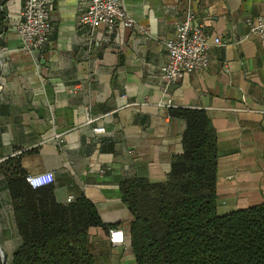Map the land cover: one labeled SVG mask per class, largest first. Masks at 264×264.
Returning a JSON list of instances; mask_svg holds the SVG:
<instances>
[{"label": "crops", "instance_id": "obj_1", "mask_svg": "<svg viewBox=\"0 0 264 264\" xmlns=\"http://www.w3.org/2000/svg\"><path fill=\"white\" fill-rule=\"evenodd\" d=\"M123 6L132 27L107 32L80 26L78 0H55L49 41L28 54L15 29L22 0H0L2 264H12L21 243L7 189L17 170L53 172L57 203L83 195L95 205L106 227L88 231L97 264H134L127 252L133 217L119 185L166 179L185 129V120L169 115L174 108L202 110L211 120L218 213L264 202V42L247 35L248 21L264 17V0H123ZM188 7L211 39L228 43L209 50L204 71L166 85L158 72L164 40ZM85 107L103 134L84 123ZM114 228L124 244L109 243Z\"/></svg>", "mask_w": 264, "mask_h": 264}, {"label": "trees", "instance_id": "obj_2", "mask_svg": "<svg viewBox=\"0 0 264 264\" xmlns=\"http://www.w3.org/2000/svg\"><path fill=\"white\" fill-rule=\"evenodd\" d=\"M169 115L185 120V129L166 179L135 178L119 185L133 217L127 252L134 264H264V202L219 214L211 120L198 109L174 108ZM25 177L17 170L7 178L21 237L12 264H97L88 231L106 227L95 205L83 195L57 203L51 184L32 189Z\"/></svg>", "mask_w": 264, "mask_h": 264}, {"label": "built area", "instance_id": "obj_3", "mask_svg": "<svg viewBox=\"0 0 264 264\" xmlns=\"http://www.w3.org/2000/svg\"><path fill=\"white\" fill-rule=\"evenodd\" d=\"M80 4L79 24L90 30L103 27L107 32H112L116 25L131 28L133 20L127 15L123 6V0H78ZM55 0H22L20 19L15 29L22 45L21 49L26 53L40 51L47 45L51 35V14ZM171 37L165 39V62L159 67L160 79L166 85L180 81L189 72L204 71L210 63L209 50L212 47L221 46L228 41L211 39L205 26L197 22L193 9L187 11L175 23ZM249 32L247 35L256 36L264 42V17L248 21ZM171 107L170 101L164 103ZM84 123L91 127L92 133L103 134L105 129L93 126V119L88 107L84 108ZM59 139L58 136L54 137ZM25 181L30 188H39L52 185L54 173L45 172L26 175ZM73 197L68 196L65 203L71 202ZM109 243L121 245L126 237L121 230H110Z\"/></svg>", "mask_w": 264, "mask_h": 264}]
</instances>
